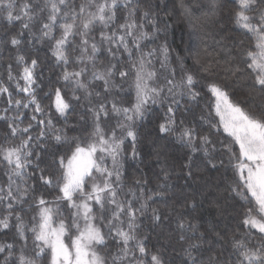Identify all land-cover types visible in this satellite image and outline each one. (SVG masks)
Returning a JSON list of instances; mask_svg holds the SVG:
<instances>
[{"label":"snow or ice","instance_id":"6c2138e0","mask_svg":"<svg viewBox=\"0 0 264 264\" xmlns=\"http://www.w3.org/2000/svg\"><path fill=\"white\" fill-rule=\"evenodd\" d=\"M238 5L236 24L255 37V50L249 49L244 53V71L251 76L250 89L258 92L264 100V7H261L264 6V0H238ZM121 7L128 9L127 16L124 22L117 23V12ZM181 7L185 15L192 16L191 8L185 6L183 0ZM45 11L47 15L42 16ZM137 11L141 12L140 22L135 18ZM0 18L9 24L19 22L20 32L8 41L17 50L24 43L20 37H23L25 30L33 39H37L33 27L38 23V39L47 38L54 41L52 55L65 68L70 63L68 49L74 44L75 38L79 37L80 44L76 47L80 55L76 62L84 65L85 58L91 62L90 78L85 82L89 69L82 66L79 70L64 71L62 79L65 82L71 81L76 89L83 90L90 103L93 95L99 98L102 94L119 88L114 77L123 80L129 76V70L135 91V101L130 106L117 104L115 100L108 101L106 97L99 99L94 107L89 108L92 113L91 131L85 130L83 137L69 138L65 129L55 127L50 115L44 113L36 98V89L33 86H39L36 74L38 60H28L18 51L16 61L22 66V74L16 80L15 87L20 93L27 94V99H13V93L5 86H0V95L6 94V103L17 110L27 109L31 105L34 113H41L46 118L37 119L35 114L32 115L31 121L41 126L34 138L30 134L33 128L31 122L23 128L16 126V121L23 123V115L18 111L17 115L11 118L13 122L9 127L12 136L21 134L20 143L0 146V154L9 166L5 173L8 183L6 187L0 186V202H7V215L0 218V230L15 227L19 236V244L0 243V264H40L41 259L46 264H264V104L258 106V113L252 111L235 102L226 88L213 82L206 87L215 97V116L219 119L214 122L209 118L211 112L207 117L201 115L199 118L201 123H207L216 133H220L222 129V133L226 134L225 140L218 143L227 155L228 166L234 175L231 190L242 200L254 204V207L245 210L242 223L248 227L249 232L244 235H252L251 229H256L262 239L255 245H250L243 238L233 237L230 251L216 250L213 254L215 241H224L225 237L215 232L213 239L209 240L206 232H201L197 225L177 216L176 229L173 231L177 233V243L181 248L178 253L180 260L170 261L165 257L167 246L161 245L154 251L150 250L146 244L150 237L147 234H138L141 228L140 218L149 210L148 201L155 195L164 197L165 192H156L143 199V190L148 180L137 179L134 183L141 195L137 196V192L129 187L127 193L132 199H128L126 195L124 199L120 198L124 193V161H135L140 157L137 147L141 139L137 131L138 123L147 119L151 105L166 108L162 120L156 125V133L160 139L171 137L188 149L180 165L186 178H193L199 168L194 159L198 152H202L207 158L206 166L213 169L224 167L225 162L224 159L211 155L218 149L208 134L198 132L194 124H186L183 119L177 118L182 98L188 97L196 102L201 96L196 90L198 81L194 75L185 72L177 80L176 69L172 68L169 70L171 78L165 77L166 85H155L157 72L150 68L152 61L149 57L154 56L157 50L144 53L141 42L152 40L157 34L165 32L167 23L165 22L162 28L156 14L150 9H140L139 4L134 5L132 0H123V3L121 0H87L86 4L79 5H74L73 0H43L42 5L40 0H22L19 3L17 0H0ZM190 23L195 30L196 23L192 20ZM97 24L101 26L100 43L108 45L106 51L111 57L102 69L96 67V54L101 49L95 38L90 36ZM146 25L151 27V32ZM57 27L61 29L59 38L54 36ZM129 40L132 47H129ZM133 49L140 52L135 59ZM121 51L127 53L130 61L127 69L119 67L118 53ZM159 51L163 56V68L170 59L167 43L162 44ZM85 54L88 55L85 57ZM177 58L179 59L178 54ZM204 71L208 72L209 69L204 68ZM8 79H16L11 71L8 73ZM19 80L24 81L23 86ZM96 81L101 82L100 91L90 90V85ZM53 95L55 111L61 117L67 118L72 105L64 98L59 88L54 90ZM72 99L80 101L81 97L73 93ZM4 111L7 112L8 109ZM110 113L118 119L113 127L106 130L101 122L107 120ZM0 119L6 120L8 117L0 116ZM49 137L56 144H68L71 139L72 150L69 156L54 154V163L61 170L59 179L46 173L39 163L34 165V161H39L40 156L34 155L31 148L33 140L46 141ZM126 141L130 148L128 152H125ZM156 155L160 159L163 153L157 150ZM164 159L166 160V157ZM33 165L39 171L37 179L45 187L57 188L61 193L56 201L67 202L66 207L71 210L68 221L61 218L54 222V215L59 209L54 212L53 207L49 205L55 202L46 200L43 194L33 195L35 185L26 179L34 175L27 171ZM161 171L162 180L168 181V168L162 166ZM14 177L22 183H17ZM169 186L167 183L158 185L160 189ZM29 199L34 201L30 208L35 207L37 212L31 218L34 223L26 226L23 216L13 210L15 206H22ZM137 200H142L138 208L134 204ZM189 205L193 209L197 207L195 200L184 202L185 207ZM151 213V225L155 228L161 227L164 220L169 218L156 208H152ZM12 218L16 221L15 225L11 224ZM28 231L32 233L33 241L30 255ZM171 235L172 233H169V237ZM65 237H68L70 243L65 242ZM109 240L113 242L114 250H109ZM172 251L175 252L176 249L173 247Z\"/></svg>","mask_w":264,"mask_h":264},{"label":"trees","instance_id":"16d2710c","mask_svg":"<svg viewBox=\"0 0 264 264\" xmlns=\"http://www.w3.org/2000/svg\"><path fill=\"white\" fill-rule=\"evenodd\" d=\"M22 2V0H17ZM133 4H139L140 9H150L160 22L163 28L165 22L168 27L165 32L157 34V37L152 40L142 41L141 49L144 53H148L156 49V54L151 59V69L157 72L155 85L165 86V77L169 76V70L176 69L175 79L179 80L185 72L194 75L198 81L197 91L201 96L196 102L191 101L188 97L181 99V103L177 112V118L183 119L186 124H194L197 131L202 134H208L210 139L216 143L218 151L213 152L211 155L214 157L224 159L225 166L216 169L206 166L202 152L196 153L194 159L199 166L195 171L193 178H186L184 172L181 170V162L184 160L185 154L188 149L179 143L175 142L173 138L160 139L156 133V125L163 118V113L166 111L165 107L158 105H151L150 112L147 119L139 122L137 131L141 137L140 143L137 145L140 157L138 160L126 159L124 161L123 169V183L124 193L121 199H132L131 195L127 193V189L131 187L137 192V196L141 193L138 186L135 185L137 179H147L148 184L143 190V199L153 193L163 191L165 196L161 197L155 195L149 203V210L143 217L140 218L141 228L138 234H147L150 238L146 244L150 250L165 245L168 250L165 252L166 259L178 262L180 256L178 255L181 250L180 244L177 243V233L173 230L176 229L177 216L197 225L201 232H206L207 239L212 240L215 232L221 233L225 237L224 241H215L216 250H231V243L233 237L237 239H245L250 245H255L257 241L262 239L261 234L256 229H251L252 235L245 236L249 232L247 226L243 225L242 220L246 214L248 207H254L245 200L237 196L236 192L231 190V185L234 181V175L231 168L228 166L227 155L224 154L221 145L218 141L225 140L226 134L216 133L211 129L207 123L200 122V116L211 112V118L214 122L219 118L215 116L214 103L215 97L207 90V85L210 83H217L218 85L226 88L235 102H239L242 106L249 108L252 111L259 112V105L264 104L258 92L250 89L249 84L251 76L248 72L244 71L245 68V51L251 49L255 50V37L251 33H247L236 24L235 14L239 10L238 0H183L185 6L191 8L192 16L189 17L184 14L181 7V0H132ZM41 5L43 0H40ZM74 5L87 3V0H73ZM123 3V0H121ZM215 5L216 7H213ZM264 7V6H261ZM128 9L121 7L117 12V23L124 22L127 16ZM42 16L47 15L45 11ZM254 15V13H249ZM136 20L140 22L142 19L141 12L137 11ZM190 20L194 21L197 28L194 30ZM40 25L37 23L33 27L37 39H33L25 30L23 37H20L24 43L19 46V49L14 48L8 41L12 36L20 32L19 22L9 24L6 20L0 18V86L8 87L10 92L13 93V99L26 100L27 95L17 92L14 88L16 80L22 74V66L16 61L18 54L25 55L26 59H37L38 67L36 69L37 84L34 85L36 89V98L40 103L44 113L50 115L53 124L56 128H63L66 130L67 136L72 138L74 136H81L85 134V130L90 132L92 128V113L89 111L90 107H94L99 99H106L108 101L115 100L117 104H126L130 106L135 100V91L132 87V73L129 70V76L123 80L119 77H114L116 84L119 86L113 89L110 93L102 94L97 98L95 95L89 99L85 98L83 90L76 89L74 83L71 81L65 82L62 79L64 71L79 70L80 67L86 66L89 72L85 75V82L90 78L92 70L91 62L85 58L84 65L76 62V58L80 55L79 49L76 47L80 44V38L76 37L74 44L68 49L70 63L65 68L61 63H58L52 55V48L54 41L47 38L38 39L40 33L38 31ZM100 25L97 24L90 36L95 38V42L100 47V52L96 54V67L102 69L105 67L111 57L108 55L106 43H100ZM151 32V27L146 25ZM105 31H108L105 29ZM61 29L57 27L54 30V36L59 38ZM91 42V41H90ZM167 43L170 49V59L166 67H161L163 56L159 51L162 44ZM129 47H132V42L129 40ZM133 59L140 55V52L133 49ZM179 55V59L177 58ZM88 54H85V57ZM120 57L119 67L129 68L130 61L128 60L127 53L121 51L118 53ZM199 61V62H197ZM115 63V61H111ZM181 62L182 65L181 66ZM11 65V69H9ZM204 68L209 69L208 72ZM240 71H237V69ZM11 71L13 77L16 79L9 80L8 73ZM20 84L23 80H19ZM101 82L96 81L90 85V90L100 91ZM59 88L64 98L72 105L69 110L67 118L61 117L54 108V95L53 92ZM121 90V91H120ZM73 93L81 97L80 101L72 99ZM178 99H180L178 97ZM0 116H7L8 119H0V146L17 145L21 141V134L16 136L11 135L9 124H11L12 117L17 115L19 111L23 115V123L16 121V126L23 128L29 122L33 124L30 134L35 138L41 126L36 122L31 121L32 115H36L37 119L46 118L41 113H34L30 105L27 109L21 108L17 110L15 107L6 103V94L1 97ZM8 109L5 112V109ZM187 109V111H185ZM83 118V119H81ZM24 136L28 134H23ZM31 148L35 154H39L40 160L34 161L39 163L40 168L44 169L46 173L53 174L56 179L60 178L61 170L54 163L56 159L55 153L65 157L71 154V139L68 144H56L50 137L44 140H33ZM157 150L163 153V156L158 159ZM130 151L129 144L125 142V152ZM166 157V160L164 159ZM34 165L27 169L28 172L34 173L30 178H26L30 184L35 185V192L33 195L43 194L44 198L50 202L55 209H59L57 217L68 221L70 219V209L66 207L65 201H56V198L61 195L57 188L45 187L38 179L39 171L35 169ZM162 166H166L170 172L168 181L162 180ZM9 166L3 160L0 154V186H5L8 183L5 173L8 171ZM17 183H22L18 178ZM161 183L170 185L164 189L158 187ZM250 196V194H248ZM186 200H195L197 207L193 209L190 205L185 207ZM142 200L134 201L135 206L138 208ZM7 202H0V218L7 215ZM34 201L29 199L27 203L14 208V212H19L23 216L24 221L32 224V216L36 214L37 209L31 207ZM23 208V211H21ZM159 209L161 213L167 214L168 219L164 220L159 228L151 225V209ZM95 210V207H94ZM255 215V211L253 213ZM14 218L11 224L15 225ZM169 233L172 235L169 237ZM28 239V254H31L33 247L32 233L27 232ZM19 244V236L15 227H10L7 230H0V243ZM110 249L114 250V244L109 240ZM176 251L173 252L172 248ZM40 264H46L41 259Z\"/></svg>","mask_w":264,"mask_h":264},{"label":"rangeland","instance_id":"374dc122","mask_svg":"<svg viewBox=\"0 0 264 264\" xmlns=\"http://www.w3.org/2000/svg\"><path fill=\"white\" fill-rule=\"evenodd\" d=\"M97 2H100V0H97ZM93 11H94V9H92ZM16 84V83H15ZM15 84H14V88L16 89V87H15ZM24 85V81H23V83L21 84V86H23ZM34 87V86H33ZM10 91V90H9ZM121 91V90H120ZM17 92H19V90L17 89ZM25 94V93H24ZM25 95H27V94H25ZM3 95H0V109H1V104H2V101H1V97H2ZM135 101V100H134ZM134 101H133V103H134ZM123 106H127L126 104H123ZM14 107V106H13ZM118 118L117 117H115L114 115H112L111 113H110V115H109V118L107 119V120H102V126H104L105 127V129L107 130L108 128H111V127H113L114 125H115V123H116V120H117ZM99 155V154H98ZM108 163H109V165H110V161H108ZM49 206H51V207H53L52 205H49ZM53 209H54V212H55V208L53 207ZM59 219H61L60 217L58 218L57 217V214L56 215H54V222H58V220ZM24 223H25V225L27 226V225H31V224H29L28 223V221H24ZM34 223V222H33ZM65 242L66 243H70V241H69V239H68V237H65Z\"/></svg>","mask_w":264,"mask_h":264}]
</instances>
